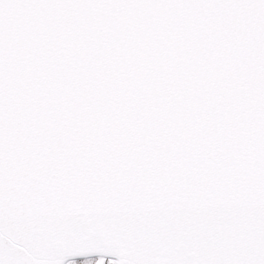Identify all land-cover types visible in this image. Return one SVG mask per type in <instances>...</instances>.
Returning a JSON list of instances; mask_svg holds the SVG:
<instances>
[{"label": "snow or ice", "instance_id": "snow-or-ice-1", "mask_svg": "<svg viewBox=\"0 0 264 264\" xmlns=\"http://www.w3.org/2000/svg\"><path fill=\"white\" fill-rule=\"evenodd\" d=\"M0 264H264V0H0Z\"/></svg>", "mask_w": 264, "mask_h": 264}]
</instances>
